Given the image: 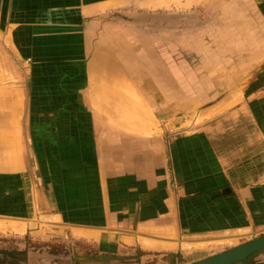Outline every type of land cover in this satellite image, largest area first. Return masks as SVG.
I'll return each mask as SVG.
<instances>
[{
	"label": "crops",
	"instance_id": "crops-1",
	"mask_svg": "<svg viewBox=\"0 0 264 264\" xmlns=\"http://www.w3.org/2000/svg\"><path fill=\"white\" fill-rule=\"evenodd\" d=\"M65 1L0 0V65L19 78L18 88L0 85V215L47 216L89 247L80 258L119 264H188L211 255L210 237L264 229V82L236 101L260 124L245 145L256 152L250 159L232 162L235 152L209 128L150 132L115 123L91 99L106 50L91 64L84 42L41 30L62 23L44 13L74 3ZM103 1L82 0L83 8ZM67 43L71 59L62 57ZM28 59L37 84L27 82ZM118 72L138 90L140 81ZM27 83L38 95L25 98ZM235 264H264V250Z\"/></svg>",
	"mask_w": 264,
	"mask_h": 264
},
{
	"label": "rangeland",
	"instance_id": "rangeland-1",
	"mask_svg": "<svg viewBox=\"0 0 264 264\" xmlns=\"http://www.w3.org/2000/svg\"><path fill=\"white\" fill-rule=\"evenodd\" d=\"M51 11L52 17L48 10L44 15L62 23L46 24L41 30L61 35L62 41L84 42L91 64L98 49L104 47L117 71L121 69L133 82L140 81L137 88L144 98L120 72L117 77L122 80L124 92L102 97L98 86L103 87L106 77L116 73L100 67L98 62L91 95L98 112L121 125H146L150 132L159 128L173 132L209 128L223 150L235 152L232 162L237 157L238 161L244 160L247 155L250 159L256 153L246 151L245 145L256 138L260 124L253 119L251 109L238 112L243 104L236 101L243 99L252 85L264 82V0H107L86 8L82 0H74ZM1 17L0 33L7 26ZM5 39L9 40L10 35ZM63 51L62 57L71 59L70 48ZM26 62L27 68L35 64L32 59ZM54 64H48L47 76L53 74ZM34 70L31 67L26 71L30 75L27 82L31 79L37 84L38 72ZM0 77V85L18 88L17 75L1 65ZM37 91V86L28 84L24 96H36ZM126 112L132 119L124 116ZM0 216V220H25ZM25 221L39 223L41 231L0 230V256L7 251L9 259H20L17 264H119L110 259L97 262L80 258L90 251L89 247L75 240L70 228L65 227L64 233L49 231V226L59 225L47 216L36 215ZM263 234L264 229L236 237L224 234L217 239L210 237L214 240L206 244L215 245L210 250L214 255ZM197 256L191 254L189 260Z\"/></svg>",
	"mask_w": 264,
	"mask_h": 264
},
{
	"label": "bare ground",
	"instance_id": "bare-ground-1",
	"mask_svg": "<svg viewBox=\"0 0 264 264\" xmlns=\"http://www.w3.org/2000/svg\"><path fill=\"white\" fill-rule=\"evenodd\" d=\"M100 48L102 50L105 49V48H102V47H100ZM102 58H104V57L102 56ZM108 59L109 58L105 57L104 58V61H101V63H99L100 64V67H102V68L105 67V69H106V67H108L109 68V69L107 68L108 70H110V71L112 70L113 73H116V74H114L113 76L106 77V81L105 80L103 81V84H104L103 87H101L102 85L101 86L100 85L98 86L99 89H100V91L102 90L101 91L102 92L101 93L102 97H104V96L105 97L106 96L108 97V96H111V95L113 96L114 93H115V95H118V94L122 93V91L124 92V88H123V85H122V80L120 79V77H117L120 74L117 71L116 67L113 66L114 64L111 63L112 61L110 62ZM108 87L114 88V91L107 90ZM138 101H139V99H138ZM134 106H132V107H134ZM139 107H142V106L139 105ZM121 108H123V106H121ZM122 113H123V111H122ZM149 115H151V114H149ZM129 126L132 127V128H141L144 131H149V129H147V126L146 125H143V124H142V126H140V125H137L135 123L134 124L131 123V124H129ZM25 220L24 221L10 220V219L9 220H0V230L1 231H10V232L24 233L28 228H30L32 230H35L37 233H38V231L39 232L41 231L40 230L41 227H40V224L39 223H36V222H30L29 223V222H26ZM48 230L49 231L52 230V231L57 232V233H64V227H61V226H49L48 227ZM134 240H135V238H134ZM145 246H146V244H145ZM147 246H150V245H147ZM151 246L154 247L153 245H151Z\"/></svg>",
	"mask_w": 264,
	"mask_h": 264
},
{
	"label": "water",
	"instance_id": "water-1",
	"mask_svg": "<svg viewBox=\"0 0 264 264\" xmlns=\"http://www.w3.org/2000/svg\"><path fill=\"white\" fill-rule=\"evenodd\" d=\"M264 250V234L241 245L188 264H235Z\"/></svg>",
	"mask_w": 264,
	"mask_h": 264
},
{
	"label": "trees",
	"instance_id": "trees-1",
	"mask_svg": "<svg viewBox=\"0 0 264 264\" xmlns=\"http://www.w3.org/2000/svg\"><path fill=\"white\" fill-rule=\"evenodd\" d=\"M3 254H4L3 256H0V264H17V262L20 260L19 258H16V259L10 258L9 259V257L7 256V254H8L7 251H4Z\"/></svg>",
	"mask_w": 264,
	"mask_h": 264
}]
</instances>
